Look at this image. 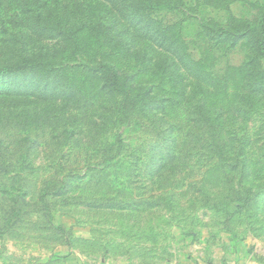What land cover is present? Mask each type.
Masks as SVG:
<instances>
[{
  "label": "rangeland",
  "instance_id": "374dc122",
  "mask_svg": "<svg viewBox=\"0 0 264 264\" xmlns=\"http://www.w3.org/2000/svg\"><path fill=\"white\" fill-rule=\"evenodd\" d=\"M148 1L0 0V264H264V0Z\"/></svg>",
  "mask_w": 264,
  "mask_h": 264
},
{
  "label": "trees",
  "instance_id": "16d2710c",
  "mask_svg": "<svg viewBox=\"0 0 264 264\" xmlns=\"http://www.w3.org/2000/svg\"><path fill=\"white\" fill-rule=\"evenodd\" d=\"M148 2L150 3V0ZM159 5L161 7V6L166 5V3L162 2ZM262 26H263V29H262L263 34H262V37L257 39V45H258V48L261 50V52L264 54V23L262 24ZM247 27L249 31L253 32L254 35H256L257 26L248 25ZM242 36L243 34L240 35V37ZM211 37L214 39L215 36L211 35ZM255 37H257V35ZM96 70L100 71L103 74V79H104L103 87H105L109 91L123 92L125 94V99H128L129 97V92L127 89L128 82L120 74L119 70L117 69L115 65L102 62L96 67ZM4 71H7V70H4ZM236 198H237V201L244 202L240 206L242 207L247 201H249L250 196L249 195L238 196Z\"/></svg>",
  "mask_w": 264,
  "mask_h": 264
}]
</instances>
